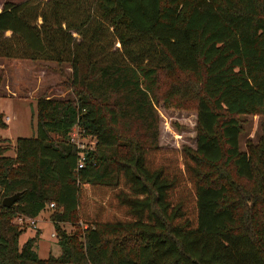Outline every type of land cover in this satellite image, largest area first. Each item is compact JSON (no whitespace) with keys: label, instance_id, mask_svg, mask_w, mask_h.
Masks as SVG:
<instances>
[{"label":"trees","instance_id":"1","mask_svg":"<svg viewBox=\"0 0 264 264\" xmlns=\"http://www.w3.org/2000/svg\"><path fill=\"white\" fill-rule=\"evenodd\" d=\"M0 58L66 62L72 94L35 99L13 155L0 138V200L19 192L0 264H264V139L240 150L238 118L264 113V0L6 1ZM174 97L194 102L195 144L160 162ZM45 208L60 251L39 258L16 219Z\"/></svg>","mask_w":264,"mask_h":264},{"label":"rangeland","instance_id":"2","mask_svg":"<svg viewBox=\"0 0 264 264\" xmlns=\"http://www.w3.org/2000/svg\"><path fill=\"white\" fill-rule=\"evenodd\" d=\"M6 1L19 2L22 0H0V8ZM118 46V44H115ZM174 73L159 76L161 91H164L174 81ZM70 66L66 62L56 63L48 60H24L0 58V112L6 123L0 129V138H6L11 148L6 152L13 155L17 137H31L35 133V99L47 94L54 98L72 97L68 81ZM172 103L182 108L157 106L159 118L160 162H176L177 152L182 146L194 147L195 144V111L191 109L194 102L187 98L174 97ZM8 120H5V117ZM242 127L239 136V149L244 150L248 144H255L258 138L264 139V113L256 115H239ZM70 138L80 148L90 149L94 139L90 136H80L73 128ZM232 197V196H231ZM230 199V198H229ZM50 210L45 208L37 214V227L27 220L22 223L25 229L19 236V244L26 236L35 237L33 248L39 258L48 254L57 255L60 251L53 233V226L48 218ZM17 221V219H16ZM83 226L82 224H79ZM66 231H74L73 225L61 224Z\"/></svg>","mask_w":264,"mask_h":264},{"label":"water","instance_id":"3","mask_svg":"<svg viewBox=\"0 0 264 264\" xmlns=\"http://www.w3.org/2000/svg\"><path fill=\"white\" fill-rule=\"evenodd\" d=\"M19 196V192H15L11 195L4 196L0 200V204L3 206H10L14 200H16Z\"/></svg>","mask_w":264,"mask_h":264},{"label":"built area","instance_id":"4","mask_svg":"<svg viewBox=\"0 0 264 264\" xmlns=\"http://www.w3.org/2000/svg\"><path fill=\"white\" fill-rule=\"evenodd\" d=\"M5 120H8V117L7 116L5 117ZM78 166H81V161H79ZM52 206H53L52 203H50L49 204V207H52ZM24 219L27 220V221H29L30 224H33V220L31 218H25V217L24 218L23 217L22 218L21 217H18L17 218V222H22Z\"/></svg>","mask_w":264,"mask_h":264},{"label":"crops","instance_id":"5","mask_svg":"<svg viewBox=\"0 0 264 264\" xmlns=\"http://www.w3.org/2000/svg\"><path fill=\"white\" fill-rule=\"evenodd\" d=\"M33 224H32V226L30 227L31 229H34V228H36L37 227V216L36 217H34L33 219ZM22 233V232H21ZM51 234H53V233H51ZM54 235V234H53ZM20 236V235H19ZM28 237H32V236H26L24 239H23V242H24V240H26ZM18 243H19V237H18ZM53 255V254H52ZM67 264H74V263H67Z\"/></svg>","mask_w":264,"mask_h":264}]
</instances>
